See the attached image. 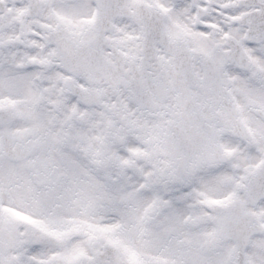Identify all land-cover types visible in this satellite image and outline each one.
Masks as SVG:
<instances>
[{"label": "snow or ice", "instance_id": "obj_1", "mask_svg": "<svg viewBox=\"0 0 264 264\" xmlns=\"http://www.w3.org/2000/svg\"><path fill=\"white\" fill-rule=\"evenodd\" d=\"M0 264H264V0H0Z\"/></svg>", "mask_w": 264, "mask_h": 264}]
</instances>
